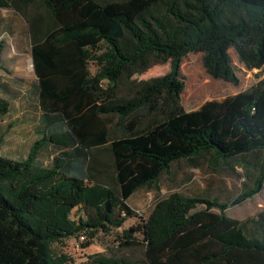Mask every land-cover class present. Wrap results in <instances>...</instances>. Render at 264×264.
<instances>
[{
	"label": "trees",
	"instance_id": "16d2710c",
	"mask_svg": "<svg viewBox=\"0 0 264 264\" xmlns=\"http://www.w3.org/2000/svg\"><path fill=\"white\" fill-rule=\"evenodd\" d=\"M0 9L24 21L34 73L26 95L39 120L15 157L0 133V264H66L53 243L121 227L136 216L132 194L175 162L264 154V0H0ZM231 51L257 81L184 109L182 59L200 53L209 77L237 86ZM1 55L0 44V122L19 81L1 74ZM151 59L168 72L129 95L125 83ZM245 173L227 201L175 191L123 231L119 248H140L141 259L97 254L82 264H264V209L226 215L263 189L264 159Z\"/></svg>",
	"mask_w": 264,
	"mask_h": 264
},
{
	"label": "rangeland",
	"instance_id": "374dc122",
	"mask_svg": "<svg viewBox=\"0 0 264 264\" xmlns=\"http://www.w3.org/2000/svg\"><path fill=\"white\" fill-rule=\"evenodd\" d=\"M23 29L24 21L14 10L0 9V44L2 45V57L6 61L1 74L4 77L19 80L12 84L13 91L18 92V97L13 99L11 112L4 121L0 122V133L4 132L3 138L5 140L1 144L3 146L2 150L13 157L16 156L15 153L24 152L36 140L35 131L39 126L35 100L27 96V89L34 79V73L33 68H30L31 57L28 53V39L26 36L24 37ZM230 56L239 78L237 86L209 77L202 66V55L200 53L188 54L182 59L180 70L184 78L185 88L181 95V102L184 109L196 110L207 101H221L245 91L257 81L256 75L259 73L257 70H246L238 62L236 55L232 51ZM89 69L91 73H94L95 68L93 65H89ZM168 70V63L161 64L151 59L142 74L135 75L125 83L127 87L125 90L131 95L139 90V87L146 85L152 78L162 76ZM263 155H259L261 161L264 159ZM207 158L205 157L204 159ZM237 168L239 169L240 167L238 166ZM190 169L191 171H189ZM239 172H241L240 169ZM186 176L188 179L182 180ZM234 178L235 176L226 174V170L213 159L202 163L199 168L187 165L184 160L175 162L171 165L168 174L160 176L154 186L139 189L132 194L128 204L136 216L126 219L121 228H112L108 233L98 231L94 235L83 232L76 237L55 242L50 248L53 255L65 256L66 264H82L87 261L88 256L97 254L121 256L130 252L134 257L141 259L140 248L139 255H134L138 252L136 248L131 250L119 248V242L122 241L120 236L123 231L145 220L162 200L175 191L194 195L195 192L208 188L209 195L215 197L217 190L222 187L221 184L224 182L226 186L229 184L231 187L233 193L229 195L231 199L237 193L236 185L233 182ZM239 180L237 178V183H240ZM200 186H203V189H200ZM221 200L227 201L228 199L222 197ZM263 209L264 185L263 189L251 199L244 201L238 206L228 208L226 215L232 219L244 220L255 217ZM79 214L82 216L81 212L74 210L71 216L72 219L76 220V216ZM80 235L84 237L82 241L78 239ZM140 238L139 235V240ZM86 242H88V246L83 248L82 245Z\"/></svg>",
	"mask_w": 264,
	"mask_h": 264
},
{
	"label": "crops",
	"instance_id": "0c3cea01",
	"mask_svg": "<svg viewBox=\"0 0 264 264\" xmlns=\"http://www.w3.org/2000/svg\"><path fill=\"white\" fill-rule=\"evenodd\" d=\"M1 57H2V55H1ZM30 68H32L31 63H30ZM205 157H208V158L204 159ZM209 157H210V159L215 160V162L217 164H219L221 167H223V169L226 170V174L235 176V178L233 179V182L236 185L235 188H237V193L239 192V188H240L241 184L244 183V182H247V180L245 178L246 168L247 169L250 168V167L253 168L254 165H255V162H257L258 159H259V156L257 154H249V155H245V156H242V157L230 159V160H228L226 162H223V161L217 162L216 158H215V156L213 154H201L195 160H184V161H186L187 165H190L191 167L199 168L202 163L208 162V160H210ZM238 166L240 167L239 169H240L241 172H239V169L237 168ZM189 171H191V169ZM237 178L240 179L239 180L240 183H237V181H236ZM187 179L188 178L186 176L182 180H187ZM222 183H223V184H221L222 187H220L217 190V195H215V196H219V198H221V199H222V197H226L227 198V196L229 197V195L233 194L229 184L226 183V184H228V186H226L224 182H222ZM200 189H203V186H200ZM192 194H194V193H192ZM194 195H204V196H206V195H209V190H208V188H206L204 190H199L197 193L195 192ZM123 224H122V226H123ZM121 227H119V228H121ZM119 228H117V229H119Z\"/></svg>",
	"mask_w": 264,
	"mask_h": 264
},
{
	"label": "built area",
	"instance_id": "2783aa9c",
	"mask_svg": "<svg viewBox=\"0 0 264 264\" xmlns=\"http://www.w3.org/2000/svg\"><path fill=\"white\" fill-rule=\"evenodd\" d=\"M80 241H82L84 239V237L82 235L79 236L78 238ZM81 243V242H80Z\"/></svg>",
	"mask_w": 264,
	"mask_h": 264
},
{
	"label": "water",
	"instance_id": "95a60500",
	"mask_svg": "<svg viewBox=\"0 0 264 264\" xmlns=\"http://www.w3.org/2000/svg\"><path fill=\"white\" fill-rule=\"evenodd\" d=\"M31 66H32V68H33L32 60H31Z\"/></svg>",
	"mask_w": 264,
	"mask_h": 264
}]
</instances>
